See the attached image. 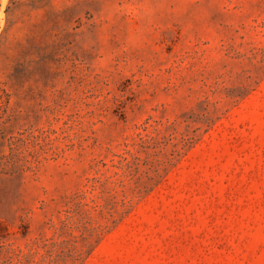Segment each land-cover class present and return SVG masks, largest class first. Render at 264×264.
<instances>
[{"label":"rangeland","instance_id":"1","mask_svg":"<svg viewBox=\"0 0 264 264\" xmlns=\"http://www.w3.org/2000/svg\"><path fill=\"white\" fill-rule=\"evenodd\" d=\"M0 264H264V0H0Z\"/></svg>","mask_w":264,"mask_h":264}]
</instances>
